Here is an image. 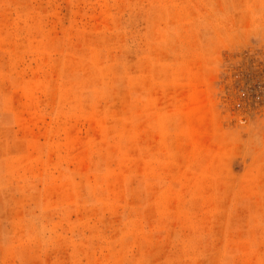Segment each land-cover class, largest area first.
Segmentation results:
<instances>
[{"label": "rangeland", "instance_id": "374dc122", "mask_svg": "<svg viewBox=\"0 0 264 264\" xmlns=\"http://www.w3.org/2000/svg\"><path fill=\"white\" fill-rule=\"evenodd\" d=\"M0 264H264V0H0Z\"/></svg>", "mask_w": 264, "mask_h": 264}]
</instances>
